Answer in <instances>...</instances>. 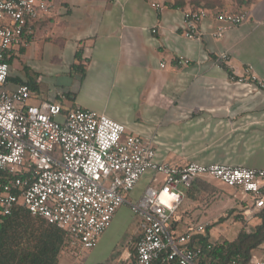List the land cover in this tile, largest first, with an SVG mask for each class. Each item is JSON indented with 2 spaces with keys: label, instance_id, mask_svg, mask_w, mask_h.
I'll use <instances>...</instances> for the list:
<instances>
[{
  "label": "crops",
  "instance_id": "1",
  "mask_svg": "<svg viewBox=\"0 0 264 264\" xmlns=\"http://www.w3.org/2000/svg\"><path fill=\"white\" fill-rule=\"evenodd\" d=\"M48 1L50 11L34 22L27 44L9 55L11 89L34 79L37 89L30 102H58L65 109L104 113L124 124L126 133L148 140L161 163L264 168V88L249 81L251 74L264 79V0H247L243 6L236 0H210L215 5L206 7L209 15L200 21L196 39L183 35L184 10L205 8L204 2L198 6L184 0L185 7H172L169 3L176 0ZM242 10L247 17L241 24L227 29L221 38L214 36L220 25L214 18L216 11ZM223 53L229 54V60L219 65L216 59ZM179 57L189 63H178ZM19 58L34 59L41 70L52 69L53 87H42L41 76L16 74L14 62ZM161 62L166 66L161 67ZM61 75L67 79H60ZM231 75L244 82L231 80ZM49 89L50 98L37 93ZM205 123L212 132L227 131V143L208 158L192 152L195 143L189 134L203 129ZM183 143L189 148L186 151ZM163 179L145 173L127 201L136 202L148 186ZM140 222L138 218L121 250L105 234L107 228L97 244L86 250L87 259L93 264H134ZM175 223L181 228L190 224L176 217ZM211 225L207 222V227Z\"/></svg>",
  "mask_w": 264,
  "mask_h": 264
},
{
  "label": "built area",
  "instance_id": "2",
  "mask_svg": "<svg viewBox=\"0 0 264 264\" xmlns=\"http://www.w3.org/2000/svg\"><path fill=\"white\" fill-rule=\"evenodd\" d=\"M49 11L48 0H0V212L10 214L22 204L32 215L66 231L71 247L87 250L97 244L118 208L128 203L141 221L134 264H207L201 249L190 245L194 236L203 235L207 223L186 228L175 223L185 196L179 186L189 188L205 177L222 181L240 192V202L245 203L241 215L247 222L264 209V168L161 163L148 140L126 133L124 124L104 113L65 109L51 101L33 104L27 83L11 89L7 57L27 44L34 22ZM208 15L203 7L184 10L183 35L199 38V23ZM246 17L245 10L216 11L220 25L214 36L223 37ZM177 60L189 63L183 57ZM228 60L227 53L216 59L219 65ZM230 79L244 82L234 75ZM249 81L264 88V79L251 74ZM147 172L164 179L148 186L136 202H128L126 195ZM246 264H264V259L254 256Z\"/></svg>",
  "mask_w": 264,
  "mask_h": 264
},
{
  "label": "trees",
  "instance_id": "3",
  "mask_svg": "<svg viewBox=\"0 0 264 264\" xmlns=\"http://www.w3.org/2000/svg\"><path fill=\"white\" fill-rule=\"evenodd\" d=\"M212 7L210 0H196L193 4ZM238 5H247V0H236ZM172 7H185L184 0L169 3ZM197 8V7H195ZM11 56L7 57L10 64ZM11 67V65H10ZM78 66H74V68ZM11 80V76L9 77ZM32 91H36L34 79H27ZM208 180L198 178L188 188L187 196L201 200L206 193ZM259 222L253 229H242L233 240L209 241L203 235L194 236L191 247L201 249V260L207 264H246L256 252L264 250V209L257 215ZM220 218L219 221H222ZM210 226L207 227V229ZM71 247L66 231L47 222L44 218L32 215L22 204L14 207L10 214L0 212V264H60L61 253ZM264 259V257H260Z\"/></svg>",
  "mask_w": 264,
  "mask_h": 264
},
{
  "label": "rangeland",
  "instance_id": "4",
  "mask_svg": "<svg viewBox=\"0 0 264 264\" xmlns=\"http://www.w3.org/2000/svg\"><path fill=\"white\" fill-rule=\"evenodd\" d=\"M196 6H193L195 8ZM14 70L19 75H29L32 77L43 78L42 87L50 86V79L53 72L50 68H43L41 70L36 61L33 59H16L14 62ZM39 72H42L39 73ZM60 79L66 80L67 77L61 75ZM53 88L52 90H54ZM52 90H42L37 93L43 95L44 98H50ZM35 102V103H34ZM31 103L38 104V102L31 100ZM198 126H200L198 124ZM194 139L195 145L192 147V152L196 154H202L203 158H208L213 155L214 152L220 150V146L227 143V131H214L212 132L211 125L206 124L203 129L200 128L191 130L189 132ZM185 143V142H184ZM183 143V144H184ZM187 145V144H186ZM189 148L184 146L182 151H186ZM191 150V148H190ZM161 174H157V179H162ZM208 180L206 187L205 197L201 200L191 199L187 196L188 188L180 185L179 188L185 193L184 199L180 207L178 208L175 217L179 221L185 223H207L212 222L213 225L210 228H206L203 235L209 237L212 241H223L235 239L238 232L242 229H253L255 224L259 221L253 219L250 221L244 220L241 215V210L244 202H240L241 194L237 189L227 187L222 181L205 177ZM127 196V195H126ZM129 201V200H128ZM128 205H123L119 211L117 217L114 219L112 225L108 227L106 235L109 234L113 237L114 245L118 244V249L121 250L130 240L133 232V228L137 226V216L134 215ZM223 218L222 221H219ZM197 220V221H196ZM134 242L133 247L135 246ZM110 249V248H109ZM86 250H78L74 247L60 256V264H93L91 260L87 259ZM256 257H264V250L261 249L256 252Z\"/></svg>",
  "mask_w": 264,
  "mask_h": 264
}]
</instances>
